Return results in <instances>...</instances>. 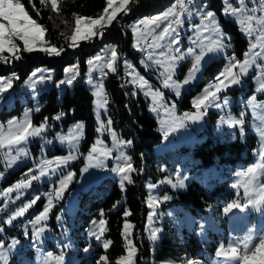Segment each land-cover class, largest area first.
<instances>
[{"label": "rangeland", "instance_id": "obj_1", "mask_svg": "<svg viewBox=\"0 0 264 264\" xmlns=\"http://www.w3.org/2000/svg\"><path fill=\"white\" fill-rule=\"evenodd\" d=\"M173 3L174 1L159 12H152L149 16L132 20L126 24L125 28L132 36L131 48L134 51L139 52L141 45L145 43V39L148 37H150L151 44H159L161 46L149 47L147 55H141L138 66L131 64L126 56L120 57V55H118L116 72H109L106 68L101 69L99 67L89 71L90 66L87 63L86 71L81 73L79 65L76 62L64 66L62 77L58 79H55L56 68L45 66L34 68L30 75L18 84L15 83L17 79L16 72L12 71L4 76H0L3 78H12V87L0 94V127L6 130L10 121L15 120L19 122L24 120L25 112H28V119L31 120L34 127H38L41 124L45 125L40 135L30 137L26 142L18 146H13L11 149H0V227H3V231H0V242H3V246L0 247V252H6L8 254V260L18 251H22L21 247L24 245H27L33 250L31 264H44L49 253H52L53 256L63 253L65 256V264H78V250L81 248V241L84 242L85 247L89 248V251L94 247L92 246L93 244L103 248V240L106 238L103 236L101 241H97L90 235V232L96 230L94 222H98L101 217L91 220L88 226L84 227L82 226L83 220L81 215H79V210L81 208V202L88 200L89 196L98 192V186L103 179L108 178L111 181L117 182L120 186L121 177L116 172H113L112 169L118 168L124 164L123 159H117V157L121 156V153L131 157L130 151L133 146L132 143L130 145L118 143V141L131 140H124L118 137L111 124V130L116 134V142L113 141L111 132L107 130V121L111 120L109 116V107L107 104L103 108L98 107L97 101L100 100V98L93 94L100 86L103 87V92L105 94L106 83H108L107 80L109 76H118L120 70L121 74H124V72L128 74L129 78L125 83L126 86L130 87L133 93L141 96L147 105L148 115L155 119L158 132L164 136L165 131L175 126L173 124L174 117L179 118L186 112L193 113L196 111L193 107L194 99L203 94L204 89L207 88L208 85L213 82L214 77L229 64L230 59L234 58L232 62H243L245 59H255L256 63L250 65L248 72L242 75L241 84L232 85L218 94L216 101L213 103L219 104L220 107L209 105L205 115L200 120H185L183 122V127H176L175 131H170L168 137L164 138L161 144L154 150V155L156 157L155 168L159 176L157 175L156 180H154L151 175L146 174L143 180V187L147 192L146 207L148 210L144 228L145 235L147 240L156 246L161 236L162 222L165 218H168L180 239L184 235L183 232L187 234L193 232L200 241L209 240L207 229L212 226L209 227V217L206 214L193 217L185 210L180 209L179 212V208L175 206L165 209L160 207L163 202L169 200H163L165 195L171 197V190L184 191L187 184L193 180L203 181L207 186H211L215 182H221L230 178V188L234 191V199H239L242 205L246 203L243 188H234L233 184L239 179L237 176L238 172L246 171L250 167L264 163L259 156L262 147V138L259 129L264 128V120L260 119L261 116H264V91L258 90L260 83L264 82V25L257 24L256 22V20L264 18V0H261L257 5H250L248 0H244V6L249 10L247 14H253L256 18L251 22L253 29L251 35L242 31V26L236 22L237 17L225 14L224 9L226 3L225 0H221L222 7L220 9V14L226 21L228 20L232 25L237 27L240 37L247 42V48L243 51L241 57H238L233 50V34L224 29L215 11L209 7L211 0H192V5H189L188 11L182 15V24L180 26L173 25V27H177L179 34L180 42L178 45L170 44L172 37L169 36H166L164 40L156 39L163 28L167 26L168 21L161 20L159 22L160 27L158 28L150 26L152 29L150 33L145 32L143 25H138V22L142 19L157 16L168 11ZM228 3L233 7L240 6L238 0H228ZM252 9H255V13L251 12ZM205 11H212L215 14L216 24L224 37L223 43L225 44V48L222 51L207 52V48L204 47L208 45L210 41L219 38L217 33L212 31L211 28L209 31L203 32L202 16ZM203 23L206 24L208 21H203ZM134 26L140 29L136 35L133 34ZM197 26L200 27L198 28ZM258 36L262 37V39L257 40L256 38ZM204 37H207V39H204ZM200 40H203V45H201ZM84 41H80L79 43ZM67 43L68 42H65L57 47H68ZM17 44L19 46L21 45L20 42H17ZM134 44H138L139 47H134ZM252 44H257V47L251 49ZM111 47L112 46H108L99 49L90 59H94L99 55L104 59L97 63L103 64L109 57V50ZM176 47L180 48V53L174 51ZM201 47H204L205 54L202 57L199 71L195 73L193 79L189 81V83L184 84L183 81L189 75V70L192 68L195 61V55L200 53ZM189 48L194 49L193 55H187V50ZM76 49L77 47L74 49L70 48L71 51H75ZM161 51H164L166 55L185 56V59L176 62V67L173 71V79L181 84L180 96H177L173 89L163 87L164 77L161 76V73L164 69L155 63L156 60L164 59V57L160 56ZM245 53H249V56L246 57ZM256 53H261V55L256 56ZM4 55L7 56L8 53H4ZM149 57H151V59H149ZM119 65L121 66L120 70H117V66L119 68ZM129 65L131 67H129ZM73 66H75L73 72L65 71L66 69L73 68ZM38 69L40 71H37ZM234 71L239 72V68H235ZM33 72H36L35 77L31 75ZM13 74L15 75L13 76ZM71 75L76 76L72 85L59 83L62 80L68 79ZM41 76L45 78L51 76V79L48 82L45 80L40 82L39 78ZM140 77H143L144 81L147 82V86L144 88L140 87ZM78 80L85 83L92 96V113L97 134L89 153L85 156L79 154L85 131L84 123L75 122L69 124L66 130H56L55 124L48 125L46 122L40 124L33 123V115L40 112L44 106V102L40 100V94L48 92L52 88L60 95L64 94L66 91L71 94L73 92L74 83ZM33 84H35V87L32 86ZM14 85H18V87ZM149 89L152 91H160L161 99L158 104H153L151 96L145 95V92H148ZM191 92L192 95L189 97L191 100V110H184L180 107V104L183 101L184 95L190 94ZM250 100L253 101L256 107H253V104L249 103ZM225 101H227V103H225ZM37 107H39V111L35 110ZM152 107H156V111H152ZM237 119L241 120L242 123L229 127L231 121ZM101 123L105 125V128L98 131L97 129L100 127ZM59 124L62 128L61 122H59ZM78 124H83V134L79 141L73 144L69 142L68 138L74 134L73 130ZM207 125L210 126L212 135L217 137L219 141H239L245 145L250 141L249 136H253L256 141V145L251 150V153L254 155V161L244 164L242 169H232L229 166L223 165L199 170L197 160L193 157V153L190 149L200 145L207 139ZM98 140L102 141V143L97 144ZM34 144H38V146L33 147ZM94 145L101 150L110 149V155L104 157L100 156L99 152H92ZM182 147H187L188 149L181 150L180 148ZM21 149L24 154L18 155L16 162L9 167V157L16 156ZM70 153L76 155L77 158L67 164L57 163V158H64ZM242 153L244 156L246 155V147ZM90 154L97 157V159L89 160L88 157ZM97 160L102 161V165L88 167L87 172L82 171V169L89 164H96ZM45 161H52V164L46 167L44 165ZM21 168L22 171L18 173L20 176L18 179L7 185H3V183L9 182L15 171ZM41 169L46 172V175L40 177L38 180L32 181L28 188L14 190L5 195L6 189L13 187L21 180L30 179L31 175H39ZM29 170H31V172ZM68 172L74 173V176L69 182L62 199L58 202H54L55 206L49 214V219L41 225L45 226L46 229L42 238L34 242L31 238L33 225L30 223L34 217L24 221L21 220H23L27 214L31 213L33 208L37 207V202H39L40 199L44 200L40 204V206H42L40 212L43 210L47 203L48 194L53 192L54 187L59 186L60 181L67 176ZM131 173H129L130 177ZM165 179L171 180L172 184H175L177 180H183L185 187L174 188L172 184L160 183V181ZM128 184L129 183L125 181V186ZM253 184L256 188L264 185V168L258 170ZM150 185H156V187L150 188ZM124 189L122 191H124ZM37 196L39 199L25 212L23 217H18L11 225L2 223L12 212L16 211L24 204L30 203ZM150 197H156L159 201V203L152 208L149 207ZM150 213L153 214L151 220L149 219ZM57 216L60 217V220H57ZM224 216L229 222H233L235 228L240 232L238 234H230L226 243L220 241L217 250L220 249L221 245L227 248L229 242L241 239L246 234H252L254 236L264 234V205H262L259 210L252 207H248L244 211L233 209L232 212L227 215H225L222 210L221 218ZM51 219H53V224L51 223ZM125 222H130L124 220L121 229V236L126 246L125 238L122 235ZM12 228L22 231L20 235H22L24 239H19L17 237L18 233L9 232ZM155 229H159L157 233L158 239L153 242L150 239V235ZM25 232L28 233L27 236ZM129 232L130 235L128 239H130L133 244V226ZM14 240L18 241V243L9 249L8 245L12 244ZM179 241L181 243L186 242V238H182ZM84 248L83 254L87 255L89 251L85 252ZM216 253L212 257L206 255L203 261H193L195 264H229V262L217 257ZM124 255H126V250ZM188 260H192V258L184 259L181 262L166 261L163 264H187ZM135 261L136 254L134 257V264H136ZM0 264H3V261H0Z\"/></svg>", "mask_w": 264, "mask_h": 264}, {"label": "trees", "instance_id": "obj_2", "mask_svg": "<svg viewBox=\"0 0 264 264\" xmlns=\"http://www.w3.org/2000/svg\"><path fill=\"white\" fill-rule=\"evenodd\" d=\"M21 1L29 15L47 29L45 38L56 46L66 42L61 33H64L65 36L71 35L74 26L73 13L84 17L97 18L103 14V10L107 6L106 0H63V3L60 4V13L57 14L51 10L50 4L47 6L42 5L40 0H32L31 3H29V0ZM173 1L136 0V2H130L128 6L130 11L127 15L119 13L117 19L110 26L103 29L102 38L97 36L92 40L81 42L75 51H71L69 47L65 46L60 56L50 57L40 51H21V59H12L10 63L0 62V76L12 71L16 72L17 79L15 78V83L18 84L25 80L34 68L45 66L56 68L55 79H58L62 77L64 66L76 62L81 73H84L87 61L94 53L108 46H115L120 57L126 56L131 64L138 66L142 54L140 51L136 52L131 48L132 36L125 28L126 24L132 20L149 16L152 12H159L168 7ZM260 1L248 0V3L257 5ZM33 5H35V9ZM189 5H192V3ZM209 7L215 11L224 29L233 34V50L238 57H241L243 51L247 48V42L240 37L237 27L228 20L226 21L220 14L221 0H211ZM36 10L39 11V15L36 14ZM148 38L150 39V37ZM120 67V65L119 68L117 66V70H120ZM118 76H109L105 96L108 99L107 106L109 107L113 129L121 139L132 141L131 164L136 171L131 173L133 182L126 185L124 191L121 190L117 182L105 178L98 186V192L89 196L88 200L81 202L79 215L83 220L82 226H88L91 220L100 218V213L103 212V219L107 222V231L104 237L111 240L112 244L107 250L93 244L94 247L87 255H84L83 248L85 245L81 241V248L78 250V264H97L102 255L108 257L109 264H116L117 259L122 257L126 250L121 236L124 220H128L133 226L132 240L133 246L136 248V264H163L166 261L181 262L188 258L203 261L206 255L214 256L220 241L226 243L230 234L240 232L235 228L233 222H229L225 216L221 218L223 208L234 199V191L230 188V178L215 182L211 186H207L203 181L193 180L187 184L184 191L171 190L170 199L160 206L162 209L175 206L179 208V212L180 209L185 210L193 217L206 214L209 217V227L214 228L207 229L208 241H200L193 232L188 234L183 232L182 238H186V242L181 243L179 240L182 238L180 239L168 218H165L162 222L161 236L156 246L147 240L144 229L148 213L146 207L147 192L143 187V180L146 174L151 175L154 180H156L157 175L159 176L155 168L154 150L165 137L158 132L155 119L148 115L147 105L141 96L133 93L132 89L126 86L125 83L129 77L122 81L120 79L121 70ZM14 86L18 87V85ZM191 95L192 92L184 95L180 104L182 109L191 110V100L189 99ZM40 100L44 102V106L40 112L33 115V123L55 124L56 130H66L69 124L75 122L84 123L85 131L79 154L82 156L87 155L97 134L92 113V96L85 83L81 80L76 81L71 94L66 91L60 95L52 88L48 92L40 94ZM61 113H63L62 116ZM57 116H60V118L55 119ZM59 122H61L62 128ZM206 132L208 134L207 139L200 145L190 149L193 157L197 160L199 170L223 165L236 169L237 163H240L243 168L244 164L254 161L251 150L256 145V141L253 136H249L250 141L244 145L239 141H219L217 137L212 135L209 125H207ZM34 146H38V144H34ZM245 147L247 153L244 156L242 152ZM180 149L187 150L188 148L182 147ZM21 171L22 168L15 171L9 182H5L3 185L18 179L20 177L18 173ZM43 201V199H40L37 202V207L33 208L32 212L27 214L21 221L35 217L40 212L42 208L40 204ZM114 205L115 207H113ZM125 210L131 213L128 217L123 215ZM51 223L53 224V219H51ZM9 232L18 233L17 237L21 240L24 239L20 235L22 233L20 230L12 228ZM21 249L22 251H18L10 257L8 264H31L33 250L27 245H24Z\"/></svg>", "mask_w": 264, "mask_h": 264}, {"label": "snow or ice", "instance_id": "obj_3", "mask_svg": "<svg viewBox=\"0 0 264 264\" xmlns=\"http://www.w3.org/2000/svg\"><path fill=\"white\" fill-rule=\"evenodd\" d=\"M32 0H29L31 3ZM131 2H136V0H131ZM42 5L47 6L51 5V10L60 13V4L63 3V0H40ZM130 0H106V7L103 10V14L98 16L97 18L92 17H84L81 15H77L73 13L74 17V26L72 27L71 35L65 36L64 33H61L64 36L65 41L68 42L67 46L69 48H76L79 46L80 41L91 40L93 37H103V29L107 26H110L114 20L117 19V15L119 13H123L127 15L130 11L128 5ZM192 3V0H174V3L169 8L168 11L153 16L150 18L142 19L138 22V25H143L146 33H150L152 30L150 26H154L156 28L160 27L159 22L161 20L168 21L167 26H165L160 32L159 36L156 37L158 40H164L166 36L172 37L170 40V44L178 45L179 44V34L177 31V27H173V25L180 26L182 24V15L188 11V5ZM226 7L224 12L226 15H231L237 17L236 22L242 26V31H245L247 34L251 35L252 33V21L255 18L253 14H247L248 9L244 6V0H238L239 7H233L228 3V0H225ZM35 9V5H33ZM252 13H255V9L251 10ZM36 14L39 15V11L36 10ZM171 18V19H169ZM51 19V17H50ZM203 21H208V23H203ZM257 24L264 25V18L256 20ZM67 23V22H65ZM198 28L200 26H197ZM211 28L212 31L217 33L219 36L218 39L210 41V43L204 47L207 48V52H216L222 51L225 48V44L223 43V35L220 33L219 27L215 21V14L212 11H205L202 16V30L203 32L209 31ZM140 31L139 27H133V34L136 35ZM47 29L42 24L38 23L37 20L33 19L31 15H29L28 11L25 9L21 0H0V62L10 63L12 59L19 60L21 59L20 52L21 48L17 44V41L21 42L23 45V52H34L40 51L44 52L48 56H60L64 51L63 47H57L56 45L51 44L49 41L45 39ZM207 39V37H204ZM257 40H261L262 37H257ZM195 43V41H194ZM201 45H203V40H200ZM161 47L159 44H149V47ZM134 47H139L138 44H134ZM204 47H201L200 53L195 55V61L192 65V68L189 70V75L183 81L184 84L189 83L195 75L197 71H199L202 57L205 54ZM257 44H252L251 49H255ZM143 51L144 49H140ZM176 53H180V48L176 47L174 49ZM4 53H8L7 56ZM194 49L189 48L187 50V55H193ZM256 56L261 55V53H256ZM160 56L164 57V59L156 60L155 63L160 65L164 71L161 73V76L164 77L163 87L171 88L175 91L177 96L181 94V84L177 83L173 79V71L176 67V62L182 59H185L184 55H166L164 51L160 52ZM245 56L248 57L249 53H245ZM118 53L115 46H112L109 50V57L103 63H97L102 61L104 58L97 55L94 59H90L87 61L90 66L89 71H92L94 68H106L109 72H116V64L118 61ZM151 59V57H149ZM234 59V58H232ZM230 62L225 68L216 76L212 83L208 85L207 88L204 89L203 94L200 97H197L193 101V107L196 109L193 113H184L182 117L173 118V124L175 126L170 127L168 131L164 132V137L167 138L170 131H175L176 127H183V122L185 120L190 121H198L204 115L209 105L220 107L219 104H214L216 101L218 94L228 87L232 85H238L242 83V75L248 72L249 66L255 64V59H245L243 62ZM129 67H131L129 65ZM239 68V72H235V68ZM75 66L70 69H66V72H73ZM37 71H40L39 69ZM15 74H13L14 76ZM32 77L36 76V72H33ZM46 78L41 76L39 78L40 82H43ZM47 79H51V76H48ZM76 79L75 75H71L68 79L62 80L60 84H68L72 85L73 81ZM27 83V81H26ZM139 84L141 88L147 86V82L144 81L143 77L139 78ZM35 87V84L32 85ZM59 86V85H58ZM12 87V78H3L0 77V94L6 92L9 88ZM260 91H264V82L260 83L259 89ZM96 97L100 98L97 101L98 107L103 108L107 104V99L103 92V87L100 86L93 93ZM145 95H150L153 101V104H158L161 99V93L159 90L152 91L149 89L148 92H145ZM254 99V98H253ZM227 103V101H225ZM250 104H253V101H249ZM253 107H256L253 104ZM39 111V107L35 109ZM152 111H156V107L151 108ZM61 116L63 113L60 114ZM60 116L55 117V119H59ZM47 120V118H45ZM261 120H264V116L260 117ZM241 120H233L229 124V127L234 125L241 124ZM108 131L111 132L113 141L116 142V134L111 130L112 121L108 120ZM83 124H78L76 128L73 130L74 134L69 137L70 143H76L79 141L83 134ZM45 125L41 124L38 127H34L31 123V120L28 119V112H25V119L22 121H10L8 128L5 130L3 127H0V149H11L13 146L21 145L26 142L30 137H35L41 134L44 130ZM105 128V125L101 123L100 127L97 129L101 131ZM260 136L262 138V147L259 152V156L261 161L264 162V128L259 129ZM63 142V138H62ZM102 141H97V144H101ZM119 144H128L130 145L131 141H118ZM92 152H99L100 156L107 157L110 155V149H98L96 145L93 146ZM20 154H24L21 149L16 156H10L8 159V166L11 167L17 160V156ZM77 157L74 154H69L64 158H57L58 164H67L68 162L75 160ZM89 160H96L97 157L92 156L91 154L88 157ZM117 159H123L124 164L119 166L118 168H113L112 171L116 172L120 175V187L121 190L124 189L125 181L131 184L133 181L129 175V173L136 171L132 167L131 157L123 155L121 153L120 157ZM52 161H45L44 165L50 166ZM102 165V161L97 160L96 164H89L84 169L83 172L88 171V167H97ZM264 168V163L255 165L250 167L246 171L238 172L237 176L239 179L233 184L234 188H243L244 190V199L246 200L245 204H241L239 199H234L231 202L227 203L224 207V214L227 215L232 212L233 209H240L244 211L248 207H252L256 210H259L262 205H264V185L256 188L254 187V180L256 179V175L259 169ZM31 172V170H29ZM46 175V172L41 169L39 175H31L30 179L21 180L13 187L5 190V195L14 190H19L22 188H28L32 181L40 179V177ZM74 173L68 172L67 176H65L59 183L58 187H54L53 192L48 194L47 203L45 204L43 210L34 217L30 221L33 225L31 231V238L33 241H39L42 238L43 233L45 232V226L43 225L49 219V214L52 208L55 206L54 202H58L62 199L65 190L68 187L69 182L72 180ZM160 183H169L172 184L171 180L165 179L160 181ZM174 188H184L185 184L183 180H177L175 184H172ZM150 188L156 187V185H150ZM239 195V194H238ZM39 197L37 196L30 203L24 204L22 207L12 212L10 216L6 220H3V224L11 225L18 217H23L25 212L36 203ZM170 199L169 196L165 195L163 200ZM159 201L156 197L149 198V207L152 208ZM115 207V205L113 206ZM131 213L128 210H125L123 215L124 217H128ZM104 213L101 212L98 222L95 223V231L90 232V235L94 237L97 241H101V238L104 236V233L107 231L106 220L103 219ZM152 213L149 214V219H152ZM57 220H60V217L57 216ZM132 225L128 222L124 223V231L122 235L126 241V255L117 259L116 264H134V257L136 254V248L133 246L132 241L128 239L130 235L129 230ZM0 231H3V227H0ZM159 229H155L151 232L150 239L155 242L158 239L157 233ZM27 236L28 233L25 232ZM18 241H13L12 244L8 245V248L11 249L15 246ZM112 244L111 240L104 239L103 240V248L107 250ZM3 246V242H0V247ZM85 252L89 251V248H84ZM217 257L222 258L224 261L229 262V264H264V234H260L259 236H254L252 234H246L243 238L238 239L233 242H229L227 248L221 245L220 249L217 250ZM0 261H3V264H8V254L6 252H0ZM44 264H65V256L63 253L59 255L53 256L52 253L48 254L47 259L44 261ZM97 264H109L107 256H100ZM187 264H195L193 260H188Z\"/></svg>", "mask_w": 264, "mask_h": 264}, {"label": "built area", "instance_id": "obj_4", "mask_svg": "<svg viewBox=\"0 0 264 264\" xmlns=\"http://www.w3.org/2000/svg\"><path fill=\"white\" fill-rule=\"evenodd\" d=\"M254 3V2H253ZM17 42H19V41H17ZM149 44H151V40L149 39V38H147V39H145V43L143 44V45H141V47H140V49L142 48V47H149ZM140 53H141V50H140ZM128 76H127V74H121V76H120V79L122 80V81H124L126 78H127ZM118 79H119V77H118ZM46 80H48V79H46ZM106 97V99H107V96H105ZM108 100V99H107Z\"/></svg>", "mask_w": 264, "mask_h": 264}, {"label": "bare ground", "instance_id": "obj_5", "mask_svg": "<svg viewBox=\"0 0 264 264\" xmlns=\"http://www.w3.org/2000/svg\"><path fill=\"white\" fill-rule=\"evenodd\" d=\"M142 49H144V50L141 51V54L146 56L147 53H148L149 47H142ZM127 79H128V78H127Z\"/></svg>", "mask_w": 264, "mask_h": 264}, {"label": "crops", "instance_id": "obj_6", "mask_svg": "<svg viewBox=\"0 0 264 264\" xmlns=\"http://www.w3.org/2000/svg\"><path fill=\"white\" fill-rule=\"evenodd\" d=\"M20 44H21V45H20V47L23 49V45H22V43H21V42H20ZM21 51H23V50H21Z\"/></svg>", "mask_w": 264, "mask_h": 264}]
</instances>
